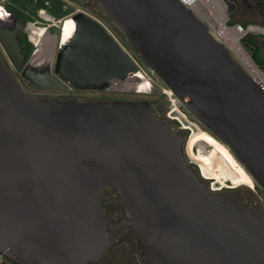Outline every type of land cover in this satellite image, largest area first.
I'll return each mask as SVG.
<instances>
[{
	"label": "water",
	"instance_id": "95a60500",
	"mask_svg": "<svg viewBox=\"0 0 264 264\" xmlns=\"http://www.w3.org/2000/svg\"><path fill=\"white\" fill-rule=\"evenodd\" d=\"M93 1L264 193V95L204 20L181 0ZM72 19L54 73L38 75L35 87L111 89L104 84L114 73L137 71L96 20ZM19 28L0 30L16 70L25 60ZM201 176L186 161L182 132L149 100L34 94L0 52V254L10 264L97 262L118 226L133 232L142 264H264V214ZM105 189L121 202L116 219L99 200Z\"/></svg>",
	"mask_w": 264,
	"mask_h": 264
},
{
	"label": "rangeland",
	"instance_id": "374dc122",
	"mask_svg": "<svg viewBox=\"0 0 264 264\" xmlns=\"http://www.w3.org/2000/svg\"><path fill=\"white\" fill-rule=\"evenodd\" d=\"M7 0H4V2H6ZM63 1L69 8L68 10V14L61 16L59 18H55V19H62V18H66V16H68L69 14H71V12L75 9V8H79V6L81 7V9H84L86 12L93 14V16L97 17L99 20H101L102 22H104L106 25H108L112 31L114 32V34L118 37L119 40H121L123 46H125L130 54V56H128L130 58V60L132 61V63L139 68V74L141 76V74H143L145 77H147V79H152L154 78L152 75V72H150L149 70H147L142 63L139 61V59L137 58V56L134 54V52L131 50V48L129 47V45L127 44V42L125 43V41H123L120 36L118 35V32L115 31V26L107 19L105 13L103 12V10L100 8V6L93 0H91L93 2V6L89 7V8H83V6L81 4H79L78 0H60ZM239 1V0H238ZM4 2H1L4 10L3 12L7 13V10L4 7ZM240 2V1H239ZM45 9L41 8L38 11L37 15H34L31 19H29L27 22H23L22 21V25L23 26H19V21H16L14 27H10L9 29L6 30L5 27H0V30L2 31H11L14 28L20 27L18 29V32L16 34V37L18 34H20L21 37H25L28 41V39H30L31 43H32V48L31 50L33 51V48H35V44L39 43V40H41L42 42L44 41H48L47 39L45 40V35H49L45 32V27L47 26L48 22L46 20H44V16L46 17L47 15L50 17H54L49 13V8L50 5L48 2H45ZM245 7H243V5L239 6L238 8L236 7L235 10V14H233L232 19L235 22L238 23H249V22H256V23H264V16L261 12L262 8L261 7H254L252 9H244ZM41 10H43L45 12V14L43 12H41ZM9 11V10H8ZM42 18H39L38 15H42ZM9 15V14H8ZM38 28V29H37ZM54 30H53V29ZM51 30H49L50 34H57V31L55 29H57V27L52 26ZM117 29V28H116ZM37 30V31H36ZM34 34H36L35 39L33 38ZM50 36V35H49ZM251 39H253V41H255L258 45V51L255 48L256 51V56L257 59H255V61L259 64V65H264V37H252ZM44 53H39L36 52L35 55H33L34 57H32L31 55V51L30 53L27 55L26 60L30 59L31 57L33 58V62L34 60H36L37 58H42V62L37 61L35 64H41L43 65V63L48 60L47 56H46V52L48 50V45L46 44V46L44 47ZM254 51V53H255ZM38 53V54H37ZM253 55V53H252ZM31 58V59H32ZM39 60V59H38ZM145 80H147L146 78H144ZM148 82V80H147ZM149 83V82H148ZM154 85L156 86V88H151V90H154L153 93H151V95L149 96V99H152L154 102V107L156 109V111L158 113H160L161 115H164L165 110H167L169 108V101L168 99L161 93V88L154 83ZM108 90H112L114 92H116V90H114L113 88L108 89ZM118 93V95L122 98L125 99H137L138 97L136 96V94H138V92H126V91H119L116 92ZM139 93H144V92H139ZM112 95V94H111ZM176 124L173 123L174 128H181L183 129L182 131V135L184 138V154H185V158L186 161L189 165H191V168L194 169V167L197 169L199 175L201 176V167L203 168L204 172L206 174H209L211 177L210 179L205 178V183L208 185V187H210L211 185H214L215 189H218L219 187H225V188H233V187H226L227 185L229 186H234V185H230L229 182L226 181V175L228 174V171L225 169H222L218 166V168L216 167V161H215V155H216V151L219 149H223L225 150L228 159L230 160V163L232 164V166L236 169L237 174L235 176V179L237 178H245V181H243L244 183H248L246 176L248 177V175L243 171V169L235 162V160L232 158V156L229 154V152L227 151L226 148H224L221 144H219L212 136H210L204 129H202L200 126H198L196 123H194V125L196 126V130H193V135L194 137H192V132H190L189 129H186L183 127V125L179 122H175ZM204 137L206 144H207V148L209 151V154L206 157H203L197 153H195V151H193L191 149V143L194 140H197L198 137ZM200 168V169H199ZM227 169V168H226ZM202 177V176H201ZM242 180H240L241 182ZM240 184V183H239ZM254 184V183H253ZM226 185V186H225ZM237 185V184H236ZM254 187V185H253ZM239 188L241 189L242 192H247L250 193L254 202H256V205L258 206V208L261 210L262 209V205L264 204V193L261 190H256V188L254 187V189H252L250 186L247 185H240ZM136 245V244H135ZM124 251V253H122L120 250L118 253L115 254L114 251L109 252V257H115L113 259V264H142L139 258V252L138 254H134V252H130V250H132L129 245L127 244H122L119 245V247Z\"/></svg>",
	"mask_w": 264,
	"mask_h": 264
},
{
	"label": "flooded vegetation",
	"instance_id": "af4514ba",
	"mask_svg": "<svg viewBox=\"0 0 264 264\" xmlns=\"http://www.w3.org/2000/svg\"><path fill=\"white\" fill-rule=\"evenodd\" d=\"M0 1L4 2V0H0ZM230 1L235 2L237 8L241 5H243V7H245L247 10L252 9L255 6L258 7V0H239L240 2L238 0H230ZM6 2H4V7L6 9H8L6 6ZM78 2H79V4H81L83 6V8H89V7H92L94 5L91 0H78ZM79 8L81 9L80 6H79ZM8 10H7V13L9 14V16L8 17L4 16L2 19H0V27H3V26L5 28L7 27L6 30L9 29L10 27L13 28L16 21H19V23L21 21H23L21 18L16 17L15 13L12 10H10V9H8ZM81 10L83 12H86L84 9H81ZM81 12H76V13H81ZM86 13H88V12H86ZM88 14H91V13H88ZM91 15H93V14H91ZM19 26H20V24H19ZM51 28L52 27L46 28V31L50 35V36L49 35L46 36L48 41H44L42 43H39V45L37 43V44H35V48H33V51L30 50L32 57H34L33 55H35L36 52L44 53V55H45L44 47L46 46V44L48 45V50L46 52L47 53L46 56H47L48 60H46L43 63V65L38 64V63L35 64L37 61H40V60H41L40 62H42L43 61L42 58H37L36 60H34V62H33L32 57H31L32 59L30 58V59L26 60L27 55L30 53V52L28 53L29 45L27 42L24 41V39H26V38L21 37L20 34L17 35V42L19 45L20 52H22L24 54L25 60H24V63L22 65V68L19 70H16L14 68V66L6 58V56L4 54V52H5L4 48L0 43V52L2 53L4 60L6 61V64L11 69V71L13 72V74L17 78V80L22 84V86L25 90H27L31 93H34V94L54 95V96L76 98V99H90V98H100V99L120 98V99H125V98L120 97L118 95V93H116V92H119V90H116V92L112 93L113 92L112 90L103 89V88H99V89L98 88H87V87L75 88V87H72L71 85H69L67 83H66V85H67L66 89H62V90H50V89H41V88L35 87L34 85L38 84L37 83V78H38L37 76L38 75L43 74L42 76H46V75H50V74L54 73V64H55V60H56V54H57L58 49L62 47L59 45L60 44L59 42L61 41V38L59 35V28L55 29L57 31V34H55V35L49 33V30H51ZM6 30H5V32H6ZM28 42L31 43L30 39H28ZM23 67L25 68V71L22 74ZM150 95H151L150 92L149 93L144 92V93L136 94V96L138 97L137 99H146V100H149L151 102L152 110L156 115H158L160 117H166L167 110H165L164 115H161L160 113H158L154 107L155 101H153L152 99H149ZM170 123H171V127L174 131H181V132L183 131V129L178 128L179 126L177 128H174L173 123L176 124L175 121L170 120ZM206 147H207V144H206ZM224 190L231 191V192L235 193L236 198L244 206H246V207H257L258 208V206L256 205V202H254L251 194L247 193V192H242L239 187L232 188V189L225 188ZM99 200H100L101 204L103 205V207L105 208V216L106 217H108L110 219H116L120 216L121 202L111 190H109V189L103 190L99 195ZM113 208H117V209H113ZM260 211L263 213L262 210H260ZM109 236L114 241H116V244L114 246H112L111 248H109L108 251L102 256V258L100 260H98L97 262H92L90 264H113V259L115 257H113V256L109 257V252L114 251L116 254L120 250L122 253H124V251L122 249L117 248V247H119V245L127 244V245H129V247L131 249L135 248L136 243H135V239L133 236V232L126 226H118V227L111 229L109 231Z\"/></svg>",
	"mask_w": 264,
	"mask_h": 264
},
{
	"label": "built area",
	"instance_id": "2783aa9c",
	"mask_svg": "<svg viewBox=\"0 0 264 264\" xmlns=\"http://www.w3.org/2000/svg\"><path fill=\"white\" fill-rule=\"evenodd\" d=\"M186 6H188L194 14H196L198 17H200L202 20L207 25L208 32L210 35L216 39L218 42H220L222 45H224L235 57V59L238 61V63L241 65V67L247 72V74L254 80V82L258 85L260 90L262 91L264 95V69L261 67L262 65H259L255 59L253 58L252 53H250L246 46L245 43L250 44L251 46L252 43L248 41V38H252L255 36L258 37H264V23H256V22H249V23H238L230 22V13H228V7L227 3L225 0H220L222 3V6L224 8V14L226 15V19L222 22L221 26L219 28H216L215 23H214V16H212L210 13L208 15H205L204 12L201 10L202 9V3L200 0H181ZM259 6L261 7L262 14L264 16V4L262 2H259ZM0 9L4 10L1 1H0ZM82 10L80 8H75L71 14L66 16V18H72V16L76 12H81ZM40 12V11H39ZM45 14L43 10H41ZM83 12V11H82ZM90 17H92L94 20H96L106 31V33L113 38L117 44L122 48V50L130 56L127 48L123 46L121 40L118 39V37L114 34L112 29L106 25L104 22L99 20L97 17L88 14L86 12H83ZM39 18L43 17L42 15H38ZM66 18L62 19H55L54 17L50 16H44V20L48 22L47 26L45 27V32L46 28L48 27H57L59 28V34L61 41L59 42L60 46H63L62 43V29L64 27L65 22L67 21ZM38 29V28H37ZM75 30V27H74ZM74 32V31H73ZM48 34V32H46ZM42 38L47 39L46 35L45 37L42 36ZM39 43H42L41 40H39ZM38 43V45H39ZM137 71L139 70L138 67ZM153 77L152 79H147L143 74L141 76L143 78H146L149 82V86L152 88H156L154 85L157 84L161 88V93L168 99L169 101V108L167 109L166 112V117L169 120L179 122L183 125V122L181 120L180 116H184L185 118H188L189 121L195 122L189 114L184 110V108L181 106L180 102L177 100V98L171 93V91L164 86V84L152 73ZM212 190H220V189H215L213 185L210 186ZM252 189H254L253 186H250ZM221 188V187H220ZM225 188V187H224ZM223 188V189H224ZM222 189V188H221ZM263 214H264V204L262 205ZM0 264H10L7 262L2 254H0Z\"/></svg>",
	"mask_w": 264,
	"mask_h": 264
},
{
	"label": "bare ground",
	"instance_id": "6f19581e",
	"mask_svg": "<svg viewBox=\"0 0 264 264\" xmlns=\"http://www.w3.org/2000/svg\"><path fill=\"white\" fill-rule=\"evenodd\" d=\"M200 2L202 3L201 4L202 9L201 10L204 12L205 15H208L210 13L212 16H214L215 26H216V28H219L221 26L222 22L226 19V15L224 14V8H223L220 0H200ZM66 20L67 21L65 22L64 27L62 29V43L63 44L69 42V40L71 39V37L74 33L73 31H74V27H75V21L72 18L71 19L66 18ZM59 35H61V34H59ZM138 72H139V70L138 71H128L127 69L122 68L120 71H118V73H114V75L111 76L110 81L105 83L104 86L109 87V88H113L114 90H119V91L138 92V93L139 92H146L150 88L149 83L142 76H140V74ZM121 75H123V76H121ZM180 117H181V120L183 122V127L186 129H189L190 132H192V137H194L193 130L197 129L196 126L193 125L194 123L192 121H189L188 118H185L184 116H180ZM191 122H192V124H191ZM203 138L204 137L201 136V137L197 138L198 140L193 141L191 143V149L193 151H195V153H197L203 157H206L209 154V151H208V148L206 147V142ZM216 141L219 144H221L218 140H216ZM221 145L224 148H226L223 144H221ZM227 151H228V149H227ZM229 154L231 155L230 152H229ZM232 158L235 160V158L233 156H232ZM235 162L237 163L236 160H235ZM243 171H244V169H243ZM246 179L248 181L247 184L243 182V183H240V184H237L234 186H229V185H227V186L225 185V186L236 188V187H239L240 185L241 186L242 185H247V186H253L254 185L253 181L250 179L249 176L248 177L246 176ZM221 188L223 189V187H221Z\"/></svg>",
	"mask_w": 264,
	"mask_h": 264
},
{
	"label": "trees",
	"instance_id": "16d2710c",
	"mask_svg": "<svg viewBox=\"0 0 264 264\" xmlns=\"http://www.w3.org/2000/svg\"><path fill=\"white\" fill-rule=\"evenodd\" d=\"M45 2L49 3L50 8L48 11L52 16H54V18H56V17L59 18L61 16L68 14V10H69L68 6L63 1H60V0H8L6 2V6L8 9L12 10L15 13L16 17L21 18L24 22H27L34 15H37L38 11L41 8L45 9V5H44ZM233 14H235V13H231L229 15L231 23L235 22L232 19ZM115 31H117L120 38L123 41H125L122 33L116 28H115ZM35 37H36V34H34L33 38L35 39ZM24 41L27 42L29 45V48H28V53H29L31 48H32V44L29 43L26 39H24ZM248 41H250L252 43V45L255 46L256 50L258 51L257 43L255 41H253V39H251V38H248ZM125 43H126V41H125ZM253 58L257 59L256 51H255V53H253ZM194 123H196V122H194ZM191 124H192V122H191ZM215 161H216V167L217 168L219 166L220 168L228 171V174L226 175V181L229 182L230 185H236L239 183H243V181H245L244 177L243 178L240 177V178L235 179L237 171L232 166V164L230 163V160L228 159V156H227L225 150L219 149V151L218 150L216 151ZM190 167H191V165H190ZM193 170L198 172L195 167ZM200 170H201L203 177L210 179V175L206 174L202 167ZM240 180H242V181L240 182ZM254 187L256 188V190H260L255 184H254ZM218 189H220V187ZM130 252H132V253L134 252L135 256H136V254H138L139 251H138L136 245H135V248L130 250Z\"/></svg>",
	"mask_w": 264,
	"mask_h": 264
},
{
	"label": "snow or ice",
	"instance_id": "6c2138e0",
	"mask_svg": "<svg viewBox=\"0 0 264 264\" xmlns=\"http://www.w3.org/2000/svg\"><path fill=\"white\" fill-rule=\"evenodd\" d=\"M4 15H6V13H4L2 9H0V19H2Z\"/></svg>",
	"mask_w": 264,
	"mask_h": 264
},
{
	"label": "crops",
	"instance_id": "0c3cea01",
	"mask_svg": "<svg viewBox=\"0 0 264 264\" xmlns=\"http://www.w3.org/2000/svg\"><path fill=\"white\" fill-rule=\"evenodd\" d=\"M259 2H262L264 4V0H258V6L260 4ZM254 48H255V46H254Z\"/></svg>",
	"mask_w": 264,
	"mask_h": 264
},
{
	"label": "clouds",
	"instance_id": "9594fccd",
	"mask_svg": "<svg viewBox=\"0 0 264 264\" xmlns=\"http://www.w3.org/2000/svg\"><path fill=\"white\" fill-rule=\"evenodd\" d=\"M5 17H8L9 15L8 14H6V15H4ZM230 189H232V188H230Z\"/></svg>",
	"mask_w": 264,
	"mask_h": 264
}]
</instances>
